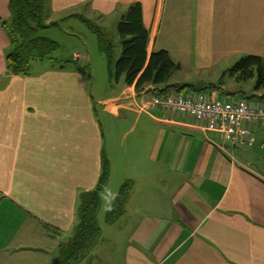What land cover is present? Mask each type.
<instances>
[{
  "label": "crops",
  "instance_id": "1",
  "mask_svg": "<svg viewBox=\"0 0 264 264\" xmlns=\"http://www.w3.org/2000/svg\"><path fill=\"white\" fill-rule=\"evenodd\" d=\"M136 1L150 31L149 51L165 49L181 66L171 82L206 83L217 78V68L225 78L240 58L264 57V0H49L47 11L105 19ZM8 5L0 0V264H45L52 249L33 244L34 225L59 256L78 222L81 193L98 183L103 150L110 177L102 198L114 184L122 148L124 154L132 148L133 174L126 154L117 184L130 179L133 185L117 218L123 246L111 252H120L121 264H264V173L248 165L249 150L264 160V119L253 125L258 147L230 143L177 113L148 108L151 95L138 96L120 78V89L102 104L134 110L116 156L84 71L7 74L10 41L2 22ZM47 22H57L49 12ZM227 85L208 94L233 95L224 94ZM251 104L264 106V98Z\"/></svg>",
  "mask_w": 264,
  "mask_h": 264
},
{
  "label": "trees",
  "instance_id": "2",
  "mask_svg": "<svg viewBox=\"0 0 264 264\" xmlns=\"http://www.w3.org/2000/svg\"><path fill=\"white\" fill-rule=\"evenodd\" d=\"M48 1L9 0L10 16L2 22L10 41V47L5 56L8 75H31L32 64L36 60L50 59L53 63L52 66L62 70L69 67L68 62H62L53 57V54L60 47L59 43L39 33L42 29L59 25L58 22H47ZM75 16L83 19L98 36L99 48L105 53L109 69L113 70L116 80L123 78L127 85H133L138 96L151 95L165 98L185 92L208 94L209 90L221 91V85L225 83L222 78L219 82H200L197 84L171 82L173 75L181 69V66L173 61L165 49L149 51L150 31L145 25L143 8L139 1L130 3L116 23V33L120 40L121 52L115 62L112 57L115 45L105 29L84 15L75 14ZM229 73L235 76L239 82L248 81L257 73L255 89L260 91L264 88V57L255 54L246 55L233 65ZM236 93V91H224L225 95H233L223 98L221 96V98L236 97ZM240 96L251 102L263 99L264 92L261 95L253 93L247 97ZM252 131L255 134L254 128ZM224 139L233 143L240 142L239 139ZM243 144L249 148L258 147L255 143V145ZM109 177L110 160L103 150L102 170L98 183L95 188L84 191L80 195L78 223L72 236L59 247V264H80L99 243L102 237V229L98 214L102 194ZM132 185L133 182L130 179L121 185L118 195L108 209L107 220L109 222H113L124 212V205L128 200Z\"/></svg>",
  "mask_w": 264,
  "mask_h": 264
},
{
  "label": "rangeland",
  "instance_id": "3",
  "mask_svg": "<svg viewBox=\"0 0 264 264\" xmlns=\"http://www.w3.org/2000/svg\"><path fill=\"white\" fill-rule=\"evenodd\" d=\"M49 10V9H48ZM54 21H57L59 25L57 26H51L48 29H42L39 33L43 36H48L49 38L56 40L60 47L59 49L53 54V57L57 60H60L62 62L66 61L69 63L68 70H77L78 71H84L86 73V90L88 88V93L90 96L93 97V94L95 95V98L97 100V108L99 109L100 116L102 117L103 124L106 125L107 128V142L112 148L115 145V148H117V141L121 137L122 130H126L128 128V121L132 119L133 116V108L128 106H118L115 104H106L108 106L107 110L106 107L102 106L103 101L105 103H108V99H110L119 89L120 86L117 84V80L115 78L113 70L111 71L109 69V64L107 57L103 51L99 48V40L96 33L90 28V26L81 18L79 17H72L69 16V18H64L61 14H56L54 16L50 15ZM86 18L91 19V21L97 25H100L105 29L107 32V35L111 39V41L114 43L115 48L113 51V60L114 62L118 59L120 52H121V45L120 40L116 33V23L118 22L120 15H108L105 19L98 18L95 14H86L81 12ZM85 55V58H84ZM53 63L50 59H45L44 61L36 60L32 64V71L39 70L42 68H48L50 69H58L57 67L52 66ZM49 69V68H48ZM216 79H206V83L208 82H219L220 78L224 79L225 83L228 85L226 86L227 91H233L237 92L235 96H251L253 93H255V85L258 78L257 73H255V76L253 78H250L248 81H241L239 82L236 80L235 77L230 75V73H226V76L224 78V75L220 72V68L216 69ZM206 74V73H205ZM177 73L174 75L176 76ZM206 74L205 76H207ZM200 77V76H199ZM195 83H198L197 78H195ZM203 81V80H201ZM186 90V89H185ZM243 91V92H242ZM262 93L264 92V88L260 90ZM186 93V92H185ZM130 102V101H129ZM108 111H113L115 114L121 115L123 118H121V121L119 122L117 118H112L113 116L109 115ZM148 126V125H147ZM146 126V127H147ZM118 129V133L116 135V138H114V130ZM138 133V130L135 132V134ZM149 135L152 136L153 132L150 131ZM233 143V142H230ZM244 143V142H242ZM255 144L257 145V139ZM254 144V145H255ZM139 146H141V139L139 142ZM119 147V146H118ZM261 147L263 148L264 145L262 144ZM114 148V150H115ZM254 148V147H250ZM124 154V149L121 150V160L118 163H114L113 169L116 171L115 179H113L114 184L107 190V192L103 195L102 202L99 209L98 219L100 222V226L102 227V237L99 241V243L92 249V253L87 256L86 259L82 260L81 264H121L120 259L121 255L120 252L111 254L112 250L113 252L117 250V248H121L123 246L122 239H121V221H118L117 218H120L119 216L115 218V220L111 223H108L106 221V216H108V207L110 204H112L118 195V189H120V185L123 184H117L118 180L116 179V174L120 175V169L126 170V165L124 163L125 155L127 154L128 158V167H127V173H130L129 176L132 173V160L131 157L133 156L132 148ZM250 152L254 153L250 156V161L248 162V165L252 167L254 170L259 171L260 173H264V165L258 162L259 159H262L258 156L257 153L254 151L249 150ZM119 153V148L115 150L114 154ZM124 154V156H123ZM247 158V155H242V159L245 160ZM133 174V173H132ZM125 182H128L125 181ZM122 182V183H125ZM121 183V181H120ZM141 183V180H138L136 182V185L139 186ZM124 211V210H123ZM123 214V213H122ZM121 214V215H122ZM78 223V222H77ZM76 223V225H77ZM35 228H33V236L29 234V237L34 241V245L45 246L48 247V250L51 253L45 255V264H59V256L55 254V251L53 250V245H51V240L47 239L45 237V234H43L42 239L39 240V232L36 229V225H34ZM67 240V239H66ZM64 243V242H62ZM61 243V244H62ZM60 244V245H61ZM59 245V247H60ZM53 252V253H52ZM95 253V254H94ZM58 254V252H57Z\"/></svg>",
  "mask_w": 264,
  "mask_h": 264
},
{
  "label": "built area",
  "instance_id": "4",
  "mask_svg": "<svg viewBox=\"0 0 264 264\" xmlns=\"http://www.w3.org/2000/svg\"><path fill=\"white\" fill-rule=\"evenodd\" d=\"M148 108H161L188 119L189 125L204 131H215L224 138L239 139L253 145L256 136L252 124L264 119V106L251 105L245 99L211 98L205 93L175 94L165 98L152 96L147 99ZM144 110V109H142Z\"/></svg>",
  "mask_w": 264,
  "mask_h": 264
}]
</instances>
